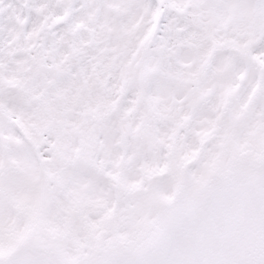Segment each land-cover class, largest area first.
Returning a JSON list of instances; mask_svg holds the SVG:
<instances>
[{"label": "snow or ice", "instance_id": "6c2138e0", "mask_svg": "<svg viewBox=\"0 0 264 264\" xmlns=\"http://www.w3.org/2000/svg\"><path fill=\"white\" fill-rule=\"evenodd\" d=\"M0 264H264V0H0Z\"/></svg>", "mask_w": 264, "mask_h": 264}]
</instances>
